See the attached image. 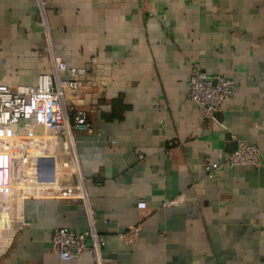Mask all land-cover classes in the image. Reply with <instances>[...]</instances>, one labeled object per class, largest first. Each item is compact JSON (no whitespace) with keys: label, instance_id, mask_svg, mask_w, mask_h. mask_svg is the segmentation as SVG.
I'll return each mask as SVG.
<instances>
[{"label":"crops","instance_id":"1","mask_svg":"<svg viewBox=\"0 0 264 264\" xmlns=\"http://www.w3.org/2000/svg\"><path fill=\"white\" fill-rule=\"evenodd\" d=\"M42 15L33 0H0V82L35 85L49 69L48 42L85 71L76 103L92 133L77 137L78 157L103 257L264 264V156L259 168L224 167L218 178L203 169L239 140L264 151V0H44ZM195 63L237 80L214 129L197 131L199 110L186 95ZM36 112L59 115L33 104L20 133ZM6 171L0 152V181ZM56 181L23 188L41 195ZM89 225L81 201L0 187V264H95L89 253L62 260L50 244L56 228Z\"/></svg>","mask_w":264,"mask_h":264},{"label":"built area","instance_id":"2","mask_svg":"<svg viewBox=\"0 0 264 264\" xmlns=\"http://www.w3.org/2000/svg\"><path fill=\"white\" fill-rule=\"evenodd\" d=\"M33 1L40 8L43 18L44 0ZM46 51L49 69L38 75L35 85L16 84L11 87L0 82V152L7 162L6 176L0 181V187L9 194L20 190L24 196L81 201L90 225L83 229L56 228L50 237L51 250L62 260L89 253L95 264H116L103 257L105 240L93 227L94 212L79 167L77 137L92 133L86 111L76 103L85 88L82 80L85 71L68 67L51 42H48ZM188 84L187 98L199 110L197 131L206 126L216 128L214 114L224 101L233 96L237 80L226 74H209L200 63H195L190 68ZM33 104L51 106L59 115L48 120L44 112L43 115L36 112L37 120L23 123L24 132L20 133L18 126L29 115ZM35 142H38L39 148L31 157L30 145ZM263 156L264 151L258 145L239 140L237 147L223 160L206 158L203 169L207 177L218 178L217 172L224 167L259 168ZM24 165H28L31 178L27 184H22L24 181L21 179ZM57 167L62 170L57 171ZM56 179L58 183L54 192L44 190L39 195L28 193L23 188L24 185L34 188L41 184H53ZM137 205L143 208L145 202H138Z\"/></svg>","mask_w":264,"mask_h":264},{"label":"bare ground","instance_id":"3","mask_svg":"<svg viewBox=\"0 0 264 264\" xmlns=\"http://www.w3.org/2000/svg\"><path fill=\"white\" fill-rule=\"evenodd\" d=\"M33 153H34V152L31 151V154H33ZM35 153H36V152H35ZM30 179H31L30 176H28L27 180H30ZM27 180L24 179L23 181L27 183ZM24 184H25V183H24ZM45 185H46V184H41V185H38V187H35V188H36V190L39 192V190H40L42 187H45Z\"/></svg>","mask_w":264,"mask_h":264},{"label":"rangeland","instance_id":"4","mask_svg":"<svg viewBox=\"0 0 264 264\" xmlns=\"http://www.w3.org/2000/svg\"><path fill=\"white\" fill-rule=\"evenodd\" d=\"M30 156L32 157V155L30 154ZM27 180V179H26ZM30 180H27V182H29Z\"/></svg>","mask_w":264,"mask_h":264}]
</instances>
